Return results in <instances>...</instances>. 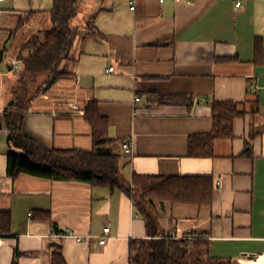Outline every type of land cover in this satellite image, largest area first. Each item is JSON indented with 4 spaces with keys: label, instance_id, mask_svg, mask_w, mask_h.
I'll return each instance as SVG.
<instances>
[{
    "label": "crops",
    "instance_id": "1",
    "mask_svg": "<svg viewBox=\"0 0 264 264\" xmlns=\"http://www.w3.org/2000/svg\"><path fill=\"white\" fill-rule=\"evenodd\" d=\"M82 1L80 18L87 15L94 27L76 40L65 81L58 83L73 84L77 94L67 100H51L48 92L40 96L26 114L23 131L45 148L92 150V127L82 106L93 99L108 119L109 136L120 141V152L125 140L133 143V154H124L120 162L128 180L134 173L214 177L211 204L158 202L153 207L165 234L201 242L191 249L194 264H206L208 258L224 264L260 258L264 0ZM15 2L0 7V15L8 17L0 20V211L11 214L9 232L0 234V264L15 259L49 264L54 244L62 246L66 264H130L131 242L149 233L128 193L83 181L8 175V154L19 151L8 137L4 115L17 79L13 49L19 32L32 34L50 25L47 13L25 19L28 11L42 9H19ZM110 67L114 70L107 71ZM171 94H188L191 100L162 99ZM214 101L238 103L242 114L234 119L233 137L217 139L213 157H190L189 137L213 130Z\"/></svg>",
    "mask_w": 264,
    "mask_h": 264
},
{
    "label": "trees",
    "instance_id": "2",
    "mask_svg": "<svg viewBox=\"0 0 264 264\" xmlns=\"http://www.w3.org/2000/svg\"><path fill=\"white\" fill-rule=\"evenodd\" d=\"M82 0H53V7L46 10H30L25 19L37 13H47L50 25L33 32L18 57L20 68L11 88L12 104L5 111L11 144L19 151L8 154L7 172L12 178L21 173L54 181H83L92 185L120 189L130 195L134 206L147 225L148 238L131 242L130 264H194L193 247L201 242H189L175 238L158 228V216L153 211L158 202L211 204L214 195L213 176L199 175H152L134 173L127 179L121 170L120 141L109 136L108 119L101 115L93 99L83 103L85 119L92 127L94 148H45L23 131L28 111L35 101L57 83L67 72L60 69L64 60H71L75 42L85 30L93 28L92 20L80 14ZM19 20L17 28L22 25ZM90 25V26H89ZM4 50L0 51V64ZM163 100L180 103L191 100L188 94L162 96ZM214 127L211 132L193 134L188 140V155L195 158L214 156V142L233 137V122L242 113L233 101L212 102ZM11 214L0 211V234L9 232ZM49 264H66L62 246H51ZM193 257L195 260H193ZM13 264H17L15 259ZM206 264H224L208 258Z\"/></svg>",
    "mask_w": 264,
    "mask_h": 264
},
{
    "label": "rangeland",
    "instance_id": "3",
    "mask_svg": "<svg viewBox=\"0 0 264 264\" xmlns=\"http://www.w3.org/2000/svg\"><path fill=\"white\" fill-rule=\"evenodd\" d=\"M15 1H17V4H18L15 7L16 8H19V9H26V8L38 9L39 8V9H42V10H50L53 7V0H15ZM15 1L14 0H7L5 2H2V3H0V7H4V8L13 7V4H14ZM80 9L81 10L84 9L83 1H82V5H81V8ZM25 16H27V15L25 14ZM7 18L8 17H7L6 14H1L0 15V20H5ZM21 19H19V20H21ZM43 28L44 27H42V29ZM42 29H38V30H42ZM19 33L20 34H19V37L17 39V42H18L17 44H19V45H16L15 46V48L13 49V52L14 53H12V55H14L17 58L21 54V49H22L23 44H25V42L27 41V38L31 35V31H29L27 29H24V31H21ZM68 61L69 60H64V62L61 64L60 69H63V70L66 71L67 70V63H68ZM14 71L17 74L18 70L17 69H14ZM16 74L13 73V75H16ZM64 77L65 76L63 75L61 78H59V80L57 81V83L55 85H53L48 90V93L51 96L50 97L51 100L57 99V98H61V100H67V99H71V98L75 97V95L77 94L76 91H75V87H74L73 84H69V85H65V86L58 85L59 82L65 81L64 80ZM79 97H81V95Z\"/></svg>",
    "mask_w": 264,
    "mask_h": 264
},
{
    "label": "built area",
    "instance_id": "4",
    "mask_svg": "<svg viewBox=\"0 0 264 264\" xmlns=\"http://www.w3.org/2000/svg\"><path fill=\"white\" fill-rule=\"evenodd\" d=\"M1 1V0H0ZM161 2H163L164 0H160ZM178 1H181V0H178ZM132 3V6H131V8L132 9H134L135 8V6H134V1H132L131 2ZM20 62H19V60H18V58L17 59H14L13 60V62H12V68L13 69H19L20 68ZM114 70V67H110L107 71H113ZM141 100V98L139 97V96H137L136 97V101H140ZM75 108H77V106H74ZM122 150H123V152H124V154H126V155H132L133 154V143H132V141H130V140H125L123 143H122ZM219 184H221V182H218ZM30 215H31V213H30ZM109 231H110V225H108V226H106L105 228H104V232H105V234H108L109 233ZM172 237H176V236H174V235H171ZM77 239L80 241L82 238L80 237V236H77ZM100 242L101 243H105L106 242V238L104 237V238H102L101 240H100Z\"/></svg>",
    "mask_w": 264,
    "mask_h": 264
},
{
    "label": "bare ground",
    "instance_id": "5",
    "mask_svg": "<svg viewBox=\"0 0 264 264\" xmlns=\"http://www.w3.org/2000/svg\"><path fill=\"white\" fill-rule=\"evenodd\" d=\"M242 262H244V264H264V255L260 256V258L256 260H252V261L242 260L239 261L238 263L240 264Z\"/></svg>",
    "mask_w": 264,
    "mask_h": 264
},
{
    "label": "water",
    "instance_id": "6",
    "mask_svg": "<svg viewBox=\"0 0 264 264\" xmlns=\"http://www.w3.org/2000/svg\"><path fill=\"white\" fill-rule=\"evenodd\" d=\"M11 103H13V102H11ZM8 137L11 139V137H12V136H11V134H9V136H8Z\"/></svg>",
    "mask_w": 264,
    "mask_h": 264
}]
</instances>
